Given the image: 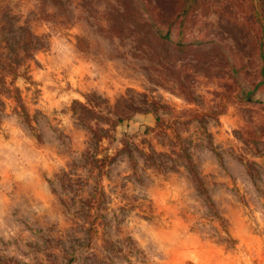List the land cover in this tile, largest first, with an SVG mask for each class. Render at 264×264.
<instances>
[{
	"label": "rangeland",
	"instance_id": "obj_1",
	"mask_svg": "<svg viewBox=\"0 0 264 264\" xmlns=\"http://www.w3.org/2000/svg\"><path fill=\"white\" fill-rule=\"evenodd\" d=\"M252 2L0 0V264H264Z\"/></svg>",
	"mask_w": 264,
	"mask_h": 264
},
{
	"label": "trees",
	"instance_id": "obj_2",
	"mask_svg": "<svg viewBox=\"0 0 264 264\" xmlns=\"http://www.w3.org/2000/svg\"><path fill=\"white\" fill-rule=\"evenodd\" d=\"M137 2L140 3V11L142 13H145L148 17V28H151L152 30L157 28L155 22L156 19L155 17H153L154 14H156L158 16V13L162 10H166V12L168 13V17L167 19L173 17V20L175 21V19L178 18V16H182V15H186L188 12H193L195 10V8L198 6L197 0H162V1H154V0H136ZM260 1V0H258ZM242 3V1H240ZM239 1L235 2V7L239 8ZM253 3V2H252ZM263 2H256L257 5H255V3H253V5L251 4L250 7H248V11H250L251 13V17L255 16L256 18L259 17V13L257 12L259 10V7L262 5ZM150 7V9H152L153 14L149 13L150 15H148V13L146 12L147 8ZM254 14V15H253ZM162 18V16H161ZM150 19V20H149ZM167 19H163V20H167ZM168 21L166 23V28L168 29L167 31V35L170 33V26L174 21ZM146 23V24H147ZM253 25H257L262 33V37H264V25H262V23L260 21H256L255 18L253 17ZM2 63H7L6 59L0 57V64ZM6 65V64H5ZM10 66V71L11 74L14 75L15 74V69L12 68V65H7ZM109 125L111 127L115 126V122L113 120L110 119L109 121ZM96 134V131H93ZM99 136V135H97ZM103 160V159H101Z\"/></svg>",
	"mask_w": 264,
	"mask_h": 264
}]
</instances>
